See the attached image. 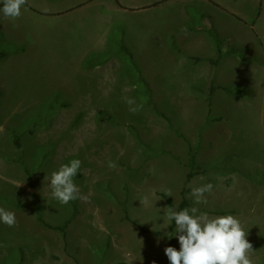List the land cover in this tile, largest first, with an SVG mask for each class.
Listing matches in <instances>:
<instances>
[{
	"label": "rangeland",
	"instance_id": "1",
	"mask_svg": "<svg viewBox=\"0 0 264 264\" xmlns=\"http://www.w3.org/2000/svg\"><path fill=\"white\" fill-rule=\"evenodd\" d=\"M252 1L38 0L16 20L0 13V207L17 221L0 222V264H169L168 190L175 210L237 216L264 264V40L231 16L222 50L221 32L203 29L212 2L246 14ZM140 2L153 7L124 8ZM72 159L87 200L62 205L49 178Z\"/></svg>",
	"mask_w": 264,
	"mask_h": 264
},
{
	"label": "clouds",
	"instance_id": "2",
	"mask_svg": "<svg viewBox=\"0 0 264 264\" xmlns=\"http://www.w3.org/2000/svg\"><path fill=\"white\" fill-rule=\"evenodd\" d=\"M26 4L27 0H0V13L6 19L16 20L22 15L21 9ZM124 100L130 106L135 104L132 98L124 97ZM129 110L136 112L138 109L130 107ZM108 167L115 168L116 164L109 161ZM80 169L81 161L72 159L51 173V195L60 204L67 205L77 199L87 200L75 183ZM213 187L212 183L192 187L190 196L194 204L206 203L205 194H211ZM165 195L172 197L171 190ZM144 202L147 203V197ZM166 209L164 215L170 222L169 226L174 222L175 236L179 242V250L172 246L164 249L169 264H253V245L247 239L248 231L237 216L210 217L195 206L182 210L169 206ZM0 222L14 227L17 223L15 213L0 207Z\"/></svg>",
	"mask_w": 264,
	"mask_h": 264
},
{
	"label": "crops",
	"instance_id": "3",
	"mask_svg": "<svg viewBox=\"0 0 264 264\" xmlns=\"http://www.w3.org/2000/svg\"><path fill=\"white\" fill-rule=\"evenodd\" d=\"M38 1V0H37ZM36 0H27V3L31 6H29L28 4H26L25 6L22 7L21 11L23 15H28L30 14V8L34 7L37 8L33 13H35L36 11H38L39 9V3H37ZM161 2H157V4H160ZM214 7L216 8L217 12H216V16L213 18V22H211L210 24H208V19L206 18L205 23H203V29H215L216 32H221V33H217L218 36H220V34H222L224 38H220V46H221V50L224 49L227 44L229 43V41L231 40L230 36H234L229 30H227L226 26H225V22L228 20L227 16H231L232 18H234L235 20H239V22H242L245 25H248V22L255 28L254 32L256 33V40H259L260 37L264 40V0H253L251 2V7L249 6L248 11L246 12V14L241 10V7L239 8H235L232 7L230 9H226L223 10L221 9L217 3L212 2ZM153 4H143V3H135L133 5H129V6H125V9H132V10H149L150 8H152ZM222 6V5H221ZM224 8V7H223ZM250 10V11H249ZM33 11V10H32ZM241 17H239V16ZM200 25V24H199ZM198 29H202V27H198ZM227 31V32H225ZM228 33V34H227ZM253 35L255 36V34L253 33ZM256 43H258V41H255ZM201 45H205L209 47V53L212 52V48H213V44H215V41L213 39H210L209 41H205L202 40L200 41ZM264 44L260 45L259 48H261V52L262 54H259L260 57H264ZM212 49V50H211ZM207 55H203V57H206ZM262 62L260 60L258 61H254V64L260 65ZM264 63V62H263ZM260 68H263L264 65L259 66ZM258 67V68H259ZM146 227V226H145ZM148 228V227H147Z\"/></svg>",
	"mask_w": 264,
	"mask_h": 264
},
{
	"label": "trees",
	"instance_id": "4",
	"mask_svg": "<svg viewBox=\"0 0 264 264\" xmlns=\"http://www.w3.org/2000/svg\"><path fill=\"white\" fill-rule=\"evenodd\" d=\"M172 42H173V46L175 47V45H174V40L172 39ZM218 51L220 52V47H219V49H218ZM211 62H215V61H211ZM225 90H229L228 88H224ZM210 91L212 90V92H213V90H214V86L213 85H211V87H210V89H209ZM211 92V93H212ZM148 102L149 103H152V101H151V97L149 96L148 97ZM210 105V104H209ZM153 107H155V105H153ZM161 115H163V116H165V118H167L166 117V115H164V114H161ZM15 145L17 146V147H19L20 146V143H19V141H18V139L16 138L15 139ZM190 161H191V165L192 166H194V164H195V157H194V155H192L191 157H190ZM190 165V166H191ZM192 166H191V170L188 172V174H187V176H186V181H188L190 178H192L195 174H196V172H194V171H192ZM162 195V197H164L165 199H166V201L168 202V204L170 205V206H172V202H171V200L168 198V197H166V195H164V194H161ZM183 206V205H182ZM122 209H123V213H124V217H125V220H129V216H128V214H127V207H126V205H122ZM75 212H76V209H75ZM74 217V214L71 216V219ZM39 220H41L42 221V219L41 218H39ZM172 225H174V222L172 223ZM55 228V227H54ZM59 228H61V230L63 231V227H59ZM141 229L143 230V231H148L145 227H141ZM153 234H158L157 232H153ZM19 252H20V255H21V257L23 256V250H22V248H19Z\"/></svg>",
	"mask_w": 264,
	"mask_h": 264
}]
</instances>
